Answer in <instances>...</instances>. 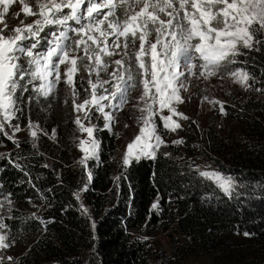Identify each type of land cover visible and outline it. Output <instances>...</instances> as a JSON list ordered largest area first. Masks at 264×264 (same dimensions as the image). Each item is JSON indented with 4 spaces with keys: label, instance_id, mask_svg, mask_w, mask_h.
<instances>
[{
    "label": "trees",
    "instance_id": "1",
    "mask_svg": "<svg viewBox=\"0 0 264 264\" xmlns=\"http://www.w3.org/2000/svg\"><path fill=\"white\" fill-rule=\"evenodd\" d=\"M34 19L23 16L25 23ZM238 58L231 67L245 69L248 83L254 76V87L264 89V45L245 49ZM82 75L75 76L80 95ZM249 90L243 102L224 105L231 129L220 131L213 121L204 129L192 125L185 140L186 150L199 144L221 173L234 178L231 195L162 152L119 166L117 136L102 118L95 119L99 157L85 170L72 159L76 113L66 91L56 88L52 96L25 104L13 124L26 128L30 120L37 121L48 135L41 133L33 149L27 139L17 148L0 133V153L5 154L0 157V198L12 201L1 208L4 222L9 236L28 247L17 264H182L189 257L209 264H264V91ZM31 94L25 93L24 100ZM80 193L90 207L87 215ZM171 224L181 235L172 241L173 257H154L146 231Z\"/></svg>",
    "mask_w": 264,
    "mask_h": 264
},
{
    "label": "snow or ice",
    "instance_id": "2",
    "mask_svg": "<svg viewBox=\"0 0 264 264\" xmlns=\"http://www.w3.org/2000/svg\"><path fill=\"white\" fill-rule=\"evenodd\" d=\"M18 2L25 17L36 19L28 23L20 20L18 25L10 26L5 17L17 0H0V133L17 148L20 144L16 133L22 129L19 122L12 121H19L18 113L24 111L25 104L52 96L61 83L62 65L66 93L76 113L73 123L79 132L87 133V139L75 138L77 148L83 153L78 164L85 170L87 160L94 158L99 148L93 136L97 129L92 120L102 118L104 127L111 131L117 119L115 110L122 111L134 91L139 92L134 98V107L140 113L135 117L139 131L126 145L122 158L125 166L142 156L155 159L156 152L165 144L163 133L181 128L174 117L189 119L177 111V106L184 103L181 91L188 90L191 77L218 76L223 80L228 76L241 87L264 91L254 87V76L253 84L248 83L250 74L245 69L231 67L237 64L240 48L252 50L254 44L264 45V0ZM19 16L20 12H13V18ZM117 55L119 59H111ZM80 72L85 73L79 81L85 93L83 98L75 80ZM29 91L32 94L25 101L24 94ZM213 102L226 114L222 102ZM165 110L168 115H164ZM6 127L11 134L5 131ZM27 130L33 149L37 148V132L48 135L31 120ZM4 156L0 153V157ZM197 171L226 195L232 194L233 177L214 169ZM74 196L79 199L78 193ZM5 202L12 203L8 196L0 198V208ZM152 207L155 209L158 204ZM81 209L87 215L83 205ZM4 221L5 217L0 216V230L8 229ZM14 244V237L10 239L8 232L0 231V249H9ZM4 259L0 256V260Z\"/></svg>",
    "mask_w": 264,
    "mask_h": 264
},
{
    "label": "rangeland",
    "instance_id": "3",
    "mask_svg": "<svg viewBox=\"0 0 264 264\" xmlns=\"http://www.w3.org/2000/svg\"><path fill=\"white\" fill-rule=\"evenodd\" d=\"M65 11H67V9H65ZM13 12H20L19 18H13ZM10 15H12L13 18L12 21L8 20L7 18L5 19L10 26L18 25L20 20H23L24 13L21 12V5L19 4L18 0L17 3L12 5L6 17H9ZM255 46L256 45L254 44L253 47ZM244 50L245 48H240L241 53H243ZM111 59H114V57H112ZM236 60L239 61L238 56L236 57ZM64 69L65 66L62 65L61 83L57 86V88L61 91L62 90L66 91V85L63 82ZM93 79H95V77H93ZM249 94H250L249 88H244L238 84L233 83V79L228 76H225V79L223 80L219 79L218 76H213L208 79H204V78L197 79L196 77H191L188 90L186 92L183 90L181 91V96L184 98V103L179 104L177 106V111L184 113L187 117H189V119L184 120L174 117V119H177L178 122L181 124V128L177 129L175 132L165 131L163 133L165 144L159 148L156 154L158 152H162L164 154H167L168 156H171L181 164L187 163L189 166H191L196 170L199 169L203 171V170L214 169L220 172L209 161V159L204 154H202L200 150H198L197 147L199 144L195 145L193 151L186 150L185 140L187 137V133L191 131L190 129L192 125H196L197 129H204L211 121H213L216 124V126L218 127V129H220V131L224 129H231L233 127V123L228 121L224 117V113H221L219 110L220 107L219 104L214 103L213 101H220L224 105L233 104V102L235 101L243 102L248 98ZM84 95L85 93L81 95V98H83ZM137 96H139V92L134 91L129 98V103L126 106H124V109L122 111L117 109L115 110L114 113L117 119L114 127L111 129L110 132L116 134L117 136V146L115 149V155L119 166H125L123 164L122 158L125 154L126 145L130 141H132L134 136L139 131L135 117L140 115V113L134 107L135 104L134 98ZM205 97H207V99H205ZM106 111H112V109H106ZM80 115H82V113ZM164 115H168V112L166 110L164 112ZM156 120L159 126L161 122L158 116L156 117ZM92 123L95 125V118L92 120ZM125 124L128 125L127 128L125 127ZM85 126H88L87 121H85ZM21 129L22 131L16 133L15 138L18 141L27 139L33 143V140L30 137L27 127L23 128L21 126ZM5 131H8L9 134H11V130L8 129L7 127L5 128ZM158 131H159V127H158ZM40 134L41 132H37V138L35 140L36 145ZM77 136L81 137L82 139H87V133H81L76 128L72 137V159L74 161L73 163L74 165L82 167L80 164H78V161L83 156V153L77 148L78 141L75 139ZM175 140H182L183 142L179 144L172 143ZM173 149H179L180 151L179 154L174 153ZM4 151H9V149L4 148ZM98 157H99V148L97 150L95 157L89 158L87 160V166L89 161L96 160L98 159ZM80 198L82 200L84 208L87 209V211H90V207L81 193H80ZM0 216H3V210L1 208H0ZM0 231L8 232L7 229ZM144 237H147L148 238L147 240H149L150 243L152 244L153 250L155 251L154 257L160 258L161 255L164 254L165 259L168 256L173 257L172 241L174 239L181 240L180 231L175 224H171L170 226H165V225L158 226L153 230L146 231ZM27 250H28L27 246H24L23 244H19L15 241V244L9 249H0V256L5 257L4 260H0V264H17V260L21 256H23L27 252ZM8 256H11L13 259L11 261H8L6 259ZM161 261L162 260H160L159 263L164 264V262L162 263ZM43 264H56V263L53 261H46ZM182 264H209V260L205 258L189 257V259H187Z\"/></svg>",
    "mask_w": 264,
    "mask_h": 264
}]
</instances>
